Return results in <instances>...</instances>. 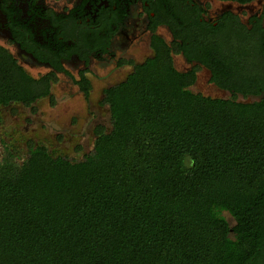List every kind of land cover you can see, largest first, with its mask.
Here are the masks:
<instances>
[{
  "label": "trees",
  "instance_id": "obj_1",
  "mask_svg": "<svg viewBox=\"0 0 264 264\" xmlns=\"http://www.w3.org/2000/svg\"><path fill=\"white\" fill-rule=\"evenodd\" d=\"M157 45L107 89L112 129L83 160L38 145L22 164L0 161V264H264V97L195 93V72L177 70ZM209 45L212 82L260 93L264 77L248 81L244 60L224 61ZM49 88L0 45V106Z\"/></svg>",
  "mask_w": 264,
  "mask_h": 264
},
{
  "label": "flooded vegetation",
  "instance_id": "obj_2",
  "mask_svg": "<svg viewBox=\"0 0 264 264\" xmlns=\"http://www.w3.org/2000/svg\"><path fill=\"white\" fill-rule=\"evenodd\" d=\"M261 2L0 0V41L11 49L22 67L46 68L47 75L65 76L87 98L91 93L93 65L101 69L115 66L124 82L135 72L136 66L157 55V42L161 41L169 48L172 61L178 56L190 65L182 72L196 74V67L206 69L209 82L227 90L211 81L213 73L202 57L204 53H211L212 46L205 51L203 47L212 43V54L224 61L230 59L235 64L238 58L240 62L244 60L240 65L244 66L248 81L263 78L264 60L260 58L262 54L257 45L264 33ZM258 3V9L253 11L251 7ZM236 9L243 14L248 11L246 21ZM253 63H258V67ZM84 80L89 82L88 95L80 84ZM260 89L259 94L247 96L262 99L264 87Z\"/></svg>",
  "mask_w": 264,
  "mask_h": 264
},
{
  "label": "rangeland",
  "instance_id": "obj_3",
  "mask_svg": "<svg viewBox=\"0 0 264 264\" xmlns=\"http://www.w3.org/2000/svg\"><path fill=\"white\" fill-rule=\"evenodd\" d=\"M261 4L263 7L264 0ZM258 7L259 3L256 7L253 4L251 8L254 11ZM236 11L242 13V18L246 21L248 11L244 14L239 9ZM0 45L7 46L3 41H0ZM9 51L11 52V49ZM146 55L144 51V56ZM172 62L179 71L190 68V65L178 56H174ZM92 67L94 74H91V93L87 98L67 77L47 75L49 70L46 68L23 66L24 70L37 80L50 79V88L48 93L39 96L30 104L14 101L0 106V161L8 159L22 164L29 157L30 150L38 145L46 146L55 157L63 156L70 160H83L93 151L100 132H109L112 129L105 89L122 83L123 78L113 65L103 69L97 65ZM195 70L196 81L188 86L195 93L242 103L261 100V97H244L221 90L209 82L208 70L197 67ZM223 214L231 224L234 223V218L228 211Z\"/></svg>",
  "mask_w": 264,
  "mask_h": 264
}]
</instances>
